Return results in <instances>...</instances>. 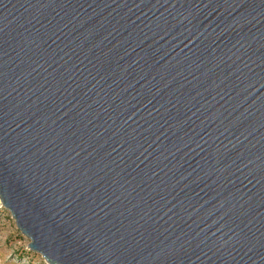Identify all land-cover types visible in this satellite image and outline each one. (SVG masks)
Wrapping results in <instances>:
<instances>
[{
  "label": "water",
  "instance_id": "95a60500",
  "mask_svg": "<svg viewBox=\"0 0 264 264\" xmlns=\"http://www.w3.org/2000/svg\"><path fill=\"white\" fill-rule=\"evenodd\" d=\"M0 201L47 264H264V0H0Z\"/></svg>",
  "mask_w": 264,
  "mask_h": 264
},
{
  "label": "rangeland",
  "instance_id": "374dc122",
  "mask_svg": "<svg viewBox=\"0 0 264 264\" xmlns=\"http://www.w3.org/2000/svg\"><path fill=\"white\" fill-rule=\"evenodd\" d=\"M29 244L0 201V264H47Z\"/></svg>",
  "mask_w": 264,
  "mask_h": 264
}]
</instances>
